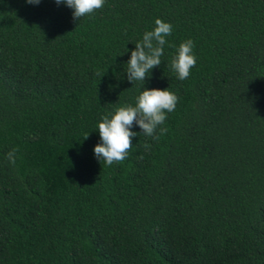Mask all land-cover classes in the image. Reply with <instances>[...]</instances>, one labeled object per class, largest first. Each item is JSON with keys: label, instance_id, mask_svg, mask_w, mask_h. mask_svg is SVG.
Returning a JSON list of instances; mask_svg holds the SVG:
<instances>
[{"label": "trees", "instance_id": "1", "mask_svg": "<svg viewBox=\"0 0 264 264\" xmlns=\"http://www.w3.org/2000/svg\"><path fill=\"white\" fill-rule=\"evenodd\" d=\"M156 18L171 47L130 82ZM143 87L176 93L167 130L134 126L106 165L96 123ZM0 264H264V0H105L80 19L0 0Z\"/></svg>", "mask_w": 264, "mask_h": 264}, {"label": "clouds", "instance_id": "2", "mask_svg": "<svg viewBox=\"0 0 264 264\" xmlns=\"http://www.w3.org/2000/svg\"><path fill=\"white\" fill-rule=\"evenodd\" d=\"M56 5H63L71 9V15L81 18L91 14L95 9L103 6L105 0H53ZM25 3L37 5L40 0H25ZM172 32V25L160 18L154 20L151 30L143 32L142 38L135 43L129 53L127 65V79L140 81L142 84L150 75L154 66L161 64L165 45H171L166 40ZM191 38L181 41L172 54L170 67L175 72L176 78L184 80L189 76L190 69L196 64ZM127 51V49H125ZM175 92L168 88H144L134 97V103H126L117 107L114 112L102 116L96 123L98 142L93 146L94 157L106 165L126 159L128 150L132 147V138L137 136L133 127L137 126L145 136L156 139V133H164L167 129L164 122L167 114L171 113L177 103ZM88 133H85L86 138ZM17 149L13 147L6 153L10 164L16 163Z\"/></svg>", "mask_w": 264, "mask_h": 264}]
</instances>
